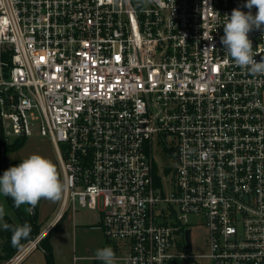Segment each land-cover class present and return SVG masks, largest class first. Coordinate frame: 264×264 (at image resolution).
Listing matches in <instances>:
<instances>
[{
	"label": "built area",
	"instance_id": "built-area-1",
	"mask_svg": "<svg viewBox=\"0 0 264 264\" xmlns=\"http://www.w3.org/2000/svg\"><path fill=\"white\" fill-rule=\"evenodd\" d=\"M246 2L0 0L2 134L51 136L61 210L99 209L118 264H264V75L221 44L224 16ZM249 38L259 62L264 29ZM157 143L173 149L170 185ZM191 219L207 228L204 253Z\"/></svg>",
	"mask_w": 264,
	"mask_h": 264
},
{
	"label": "rangeland",
	"instance_id": "rangeland-1",
	"mask_svg": "<svg viewBox=\"0 0 264 264\" xmlns=\"http://www.w3.org/2000/svg\"><path fill=\"white\" fill-rule=\"evenodd\" d=\"M8 139L9 141H13L15 138L11 137ZM31 154H39L51 160L57 168L61 181L64 182V173L61 168L59 156L49 134L42 135L39 131L34 132L33 135L27 137L24 144L18 150L9 152L7 158L9 161H22ZM155 156L157 175L160 176L162 170L166 169V181L168 185H170L174 179L173 170L175 158L173 156V149L165 148L163 144L157 143L155 146ZM170 187L171 186H168L167 188L169 189ZM63 198L64 195L62 199L57 202L46 199L40 201L38 206V219L39 222L42 223L40 233L45 231L47 225L54 219L59 210H61ZM0 207H3L5 210V215L0 219V228L4 226L6 215L18 221L14 210L3 195H0ZM22 207L27 209L28 205H22ZM66 211L68 212L65 213ZM72 212L71 208L66 207L62 212V216L52 227L54 228L56 226L50 237V242L53 247V264H95L96 250L105 246H110L114 250L116 257L124 253V249L121 247L119 241L108 240L100 230L83 229L81 226H74L76 224H88L90 226L96 224L99 219V209H90L78 205L74 214V222L70 220ZM194 220L195 219H191L190 226L192 228L191 236L194 250L204 253L206 252L207 228L205 224H198ZM2 239L3 238L0 236V242ZM43 240L44 238L41 240L39 246L23 257L18 264H48L47 254L41 247ZM116 245H120V248H116ZM9 259L5 260L0 258V264H7Z\"/></svg>",
	"mask_w": 264,
	"mask_h": 264
},
{
	"label": "clouds",
	"instance_id": "clouds-1",
	"mask_svg": "<svg viewBox=\"0 0 264 264\" xmlns=\"http://www.w3.org/2000/svg\"><path fill=\"white\" fill-rule=\"evenodd\" d=\"M144 2L151 3L152 0ZM244 7L249 11L235 8L230 16H224L221 44L225 47L226 57L236 66L253 75H264V57L259 62L254 59L259 54L253 49L249 38L253 29H264V0H247ZM253 7L257 9L255 15L251 12ZM67 189L68 185L61 181L55 164L39 154H31L0 176V195L10 197L16 208L28 205L26 211L29 213L42 199L52 202L61 200ZM4 215L5 210L0 207V219ZM5 228L12 232L14 247H19L21 240L27 239L32 232L27 222L16 226L5 225ZM95 255L103 264H116V255L110 246L97 249Z\"/></svg>",
	"mask_w": 264,
	"mask_h": 264
},
{
	"label": "trees",
	"instance_id": "trees-1",
	"mask_svg": "<svg viewBox=\"0 0 264 264\" xmlns=\"http://www.w3.org/2000/svg\"><path fill=\"white\" fill-rule=\"evenodd\" d=\"M4 59L8 60L9 54H5ZM1 132L2 127L0 125V176L3 175L4 171H6L12 166L18 165L21 162V160L9 161L7 155L11 151L18 150L27 139V137H18L15 138L13 141H9V139H7L5 136H3V139H1ZM6 200L14 210L18 221L13 220L10 216L6 215L4 226L0 228V236L3 238L0 242V258L5 260L14 256L26 243H28L30 240L34 239L37 235H39L42 227V223H40L38 219V206L40 202L36 205L34 210L29 213L28 211H26V208H23L22 206L20 208H16L14 206L13 200L10 197H6ZM25 222L31 225L32 232L27 239L21 240L19 247H14L11 242L12 232L10 229H6L5 225H23ZM55 227L52 228L49 233L44 237V240L41 244V247L47 254L48 264H53V247L50 242V237ZM95 264H103V262L98 259H95Z\"/></svg>",
	"mask_w": 264,
	"mask_h": 264
},
{
	"label": "crops",
	"instance_id": "crops-1",
	"mask_svg": "<svg viewBox=\"0 0 264 264\" xmlns=\"http://www.w3.org/2000/svg\"><path fill=\"white\" fill-rule=\"evenodd\" d=\"M68 211H70V210H68ZM68 211H66L65 213H67ZM76 211V210H75ZM75 211H73L72 212V215H71V217H70V220L72 221V222H74V214H75ZM62 210H59V212L57 213V215L54 217V219L47 225V227L45 228V231H47V230H49V229H51L52 227H53V225L57 222V220L62 216ZM65 216V215H64ZM101 217H102V212H100V214H99V219H98V221H97V223L96 224H94V225H92V226H90V225H88V224H81V225H79V224H76V225H74L75 227H78V226H81L83 229H95V230H100L101 232H103V230H102V228H101ZM64 218V217H63ZM62 218V219H63ZM61 219V220H62ZM101 239L103 240V238H102V236H101ZM102 240H101V243H102ZM117 247L116 248H120V245H116ZM97 259V258H96ZM116 264H118L117 262H116Z\"/></svg>",
	"mask_w": 264,
	"mask_h": 264
},
{
	"label": "water",
	"instance_id": "water-1",
	"mask_svg": "<svg viewBox=\"0 0 264 264\" xmlns=\"http://www.w3.org/2000/svg\"><path fill=\"white\" fill-rule=\"evenodd\" d=\"M0 125H1V122H0ZM1 139H3V134H2V132H1ZM187 241H188V245L190 246V233L188 232L187 233Z\"/></svg>",
	"mask_w": 264,
	"mask_h": 264
}]
</instances>
